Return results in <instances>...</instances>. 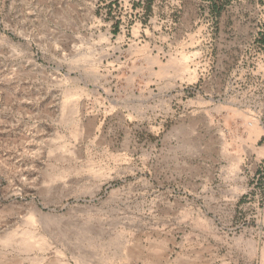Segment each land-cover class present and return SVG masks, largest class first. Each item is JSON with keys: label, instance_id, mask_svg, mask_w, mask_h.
<instances>
[{"label": "rangeland", "instance_id": "1", "mask_svg": "<svg viewBox=\"0 0 264 264\" xmlns=\"http://www.w3.org/2000/svg\"><path fill=\"white\" fill-rule=\"evenodd\" d=\"M65 262L264 264V0H0V264Z\"/></svg>", "mask_w": 264, "mask_h": 264}, {"label": "built area", "instance_id": "2", "mask_svg": "<svg viewBox=\"0 0 264 264\" xmlns=\"http://www.w3.org/2000/svg\"><path fill=\"white\" fill-rule=\"evenodd\" d=\"M140 4L144 6L145 5V0H140ZM132 7H133V4L131 5V8Z\"/></svg>", "mask_w": 264, "mask_h": 264}, {"label": "bare ground", "instance_id": "3", "mask_svg": "<svg viewBox=\"0 0 264 264\" xmlns=\"http://www.w3.org/2000/svg\"><path fill=\"white\" fill-rule=\"evenodd\" d=\"M65 264H69V263H66V262H65Z\"/></svg>", "mask_w": 264, "mask_h": 264}]
</instances>
